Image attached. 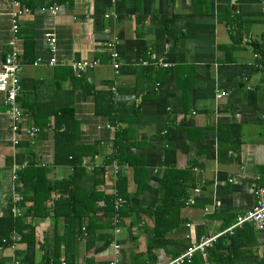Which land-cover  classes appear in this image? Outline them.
Instances as JSON below:
<instances>
[{
	"label": "crops",
	"instance_id": "0c3cea01",
	"mask_svg": "<svg viewBox=\"0 0 264 264\" xmlns=\"http://www.w3.org/2000/svg\"><path fill=\"white\" fill-rule=\"evenodd\" d=\"M50 7L58 11L51 14ZM15 13L22 65L17 104L22 126L38 132L19 136L13 145L0 92V217L38 221L43 246L36 249L37 264L52 256L55 228L59 234L64 221L53 220L52 209L67 211L69 189L52 190L46 217L33 219L32 188L25 184L37 169L47 171L50 183L74 176L72 166L54 165V110L74 109L78 144L93 151L83 158L91 166L82 163L76 186L91 191L92 170L111 164L97 189L113 194L120 176L134 193L132 167L121 162L123 149L143 161L146 173L145 189L132 196L130 218L119 234L102 249L114 227L96 217L103 227L78 242L79 264H120V258L131 264L132 256L144 255L165 176L185 184L188 197L180 211L184 223L168 235L174 245L155 252L162 261L219 235L253 206L254 189L264 185V0H0V67ZM83 63L93 66L77 71ZM221 92L226 94L219 98ZM107 97L115 112L97 115ZM115 141L121 143L119 158ZM19 239L13 248L0 249V264L25 250ZM207 260L264 264V233L244 226L220 235L207 249Z\"/></svg>",
	"mask_w": 264,
	"mask_h": 264
},
{
	"label": "trees",
	"instance_id": "16d2710c",
	"mask_svg": "<svg viewBox=\"0 0 264 264\" xmlns=\"http://www.w3.org/2000/svg\"><path fill=\"white\" fill-rule=\"evenodd\" d=\"M24 1V0H21ZM257 49L259 47H256ZM264 54H260V60ZM97 98H103L100 93H96ZM111 97H107L103 107L96 108V114L105 116L110 115L114 110ZM53 130L55 133V141L53 144V161L54 165H70L74 168V176L67 182L50 183L45 179L46 170H36L35 177L32 181L25 184L26 187H31V201L33 206L28 209V213L33 219H43L46 217V212L50 208L45 205L49 199L52 190H68L70 197L66 202V212L56 210L57 206L52 209V219L57 221L62 220V230L57 234L55 228V236L53 238L54 251L52 256H44L41 264H59L62 260L65 264L77 263V244L81 239H91L95 235L97 228L103 227L102 224L95 222L96 217H102L104 226L113 228V236L106 241L104 248L110 245L121 229L122 222L130 218L129 209L131 207V199L133 195L144 191L146 186L145 171L143 161L138 157L127 155L124 150L122 163H128L133 170V180L135 183L134 193L127 192L126 178L123 180L120 176L117 178L116 189L113 194H106L97 188L104 183V178L107 176V166L96 167L92 171L95 175V186L91 191H84L76 186L77 177L84 173L85 168L82 166L83 158L91 155L93 151L84 145L78 144L80 140L79 123L74 118V109L66 108L54 110ZM116 136L121 134L116 132ZM119 141H115L117 148L116 157L122 154L119 150ZM126 148V147H124ZM119 153V154H118ZM113 158V157H112ZM261 170L264 176V166ZM116 180V179H115ZM177 181V179H176ZM264 187L263 184H260ZM160 204L152 209L153 227L150 230L149 237L145 243L146 251L144 255L135 257V261L131 264H159L162 261L155 253L158 250H167L168 247L174 245V241H170L168 235L174 229L180 227L184 222L181 219V208L185 206V200L188 197V187L180 180L177 183L169 181V177H163L160 180ZM30 200V198H29ZM88 202L90 204H88ZM21 203V202H20ZM64 201H58L57 204H62ZM23 204V203H21ZM86 219V222L85 220ZM37 222L31 224L25 223L21 216L17 217H0V249L13 248L16 243V237H19V243L25 245V250L18 253L17 257L5 263H20V264H37L35 259L36 249L43 244L37 239ZM86 224V226H85ZM85 226V227H84ZM133 223H128L127 230L131 236ZM84 229V230H83ZM107 245V246H106ZM106 246V247H105ZM115 249L120 248L119 245H114ZM191 247V246H190ZM188 247V248H190ZM186 248V250L188 249ZM101 250V249H100ZM185 250V251H186ZM183 251V252H185ZM182 252V254H183ZM176 254L173 259L180 256ZM199 260L196 261L198 259ZM143 257V260L141 259ZM211 260V255L208 258ZM204 261L199 253L194 254L190 263L184 264H210L209 261ZM213 262V261H210ZM117 264V263H114Z\"/></svg>",
	"mask_w": 264,
	"mask_h": 264
},
{
	"label": "built area",
	"instance_id": "2783aa9c",
	"mask_svg": "<svg viewBox=\"0 0 264 264\" xmlns=\"http://www.w3.org/2000/svg\"><path fill=\"white\" fill-rule=\"evenodd\" d=\"M58 11L57 7H50L49 12L51 14H55ZM18 15H11V31H12V39L9 41V52L4 58V61L0 67V92L4 95V106H5V114L8 119L9 130L13 136V145L17 146L20 143L19 136L33 138L37 135V130L33 128H24L22 126V112L17 104L18 96L21 92V72L22 65L19 61V52L17 50V33H18V24H17ZM50 44L55 42V39L52 36H48L47 40ZM118 55L113 53L111 55V63L113 64V68L117 74V70L119 68L118 63L116 62ZM92 64H78L75 69L77 71H82L84 67ZM226 93L221 92L218 97L224 96ZM84 167H89L91 164L83 161ZM115 170L117 168L115 167ZM244 226H250L256 231L264 233V187L257 186L254 189V203L253 206L243 213L238 214L235 217L234 223L229 226L225 231L220 233L219 235L214 236L213 238L201 240L199 243L192 245L188 248L183 254L178 256L175 259H172L165 262H159V264H184L190 263L194 254L199 253L204 261H207V249L211 246V244L218 238L220 235L228 234L233 235L236 230L243 228ZM161 258V257H160ZM10 264H20V263H10ZM52 264V263H49ZM59 264H65L62 260ZM208 264V263H206Z\"/></svg>",
	"mask_w": 264,
	"mask_h": 264
},
{
	"label": "rangeland",
	"instance_id": "374dc122",
	"mask_svg": "<svg viewBox=\"0 0 264 264\" xmlns=\"http://www.w3.org/2000/svg\"><path fill=\"white\" fill-rule=\"evenodd\" d=\"M143 249H144V246H142L141 248H140V251H143ZM119 261H120V264H126V261L124 260H122V258H120V259H118ZM130 260H132V262H134L135 261V257L134 256H132V258L130 259Z\"/></svg>",
	"mask_w": 264,
	"mask_h": 264
}]
</instances>
